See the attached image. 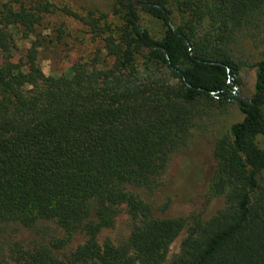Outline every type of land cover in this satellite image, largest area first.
<instances>
[{
    "label": "trees",
    "instance_id": "16d2710c",
    "mask_svg": "<svg viewBox=\"0 0 264 264\" xmlns=\"http://www.w3.org/2000/svg\"><path fill=\"white\" fill-rule=\"evenodd\" d=\"M118 2L122 24L93 19L102 49L70 75L45 76L34 48L0 64V251L10 264H264V59L251 66L248 103L234 90L241 68L230 51L236 34L264 16V0ZM36 10L51 12L48 4ZM142 15L162 23L161 38ZM19 17L31 33L37 19L22 6ZM0 51H9L2 36ZM231 106L242 119L214 143L208 189L224 207L208 220L154 218L126 186L175 197L198 185L188 141L203 118ZM121 208L132 225L128 241L100 243ZM41 223L62 237L26 249L7 234L13 226L38 233ZM74 236L84 243L63 254Z\"/></svg>",
    "mask_w": 264,
    "mask_h": 264
},
{
    "label": "rangeland",
    "instance_id": "374dc122",
    "mask_svg": "<svg viewBox=\"0 0 264 264\" xmlns=\"http://www.w3.org/2000/svg\"><path fill=\"white\" fill-rule=\"evenodd\" d=\"M46 4L49 5L50 13L36 10ZM21 6L32 16V22L37 19L31 33H27V29L20 22ZM62 8L79 14L84 21L79 22L65 16L59 11ZM121 15L122 8L118 0H0V36L9 46L8 52L0 51V64L24 60L34 48L38 65L45 76L70 75L74 64L89 62L96 51L102 49L101 39L95 37L88 24L93 19H101L99 26L107 22L114 29L122 24ZM141 18L144 26L155 38L163 36L164 27L161 22L147 15H142ZM230 51L235 63L241 68L238 92L246 99H251L255 92L256 77V71L251 66L264 59V16L236 34ZM241 119L242 115L237 107L231 106L225 115L214 114L198 123L188 141V152L196 158L200 168L199 183L191 190L175 197H170L165 189L150 193L140 187L126 186V190L150 204L154 218L182 219L187 222L193 217L210 219L224 207L223 198L212 197L208 190L215 171L212 157L214 143L227 131L231 122ZM259 141L264 150V138ZM131 227L125 208H121L114 227L105 230L100 235L99 242H109L116 246L124 244L129 239ZM7 234L12 242L31 249L40 241L62 237L63 232L53 223H41L38 233L13 226L8 229ZM185 235L184 230L171 245L167 263L179 253V246ZM83 243L82 236H74L62 253L68 255ZM8 261L6 252L0 251V264H10Z\"/></svg>",
    "mask_w": 264,
    "mask_h": 264
},
{
    "label": "water",
    "instance_id": "95a60500",
    "mask_svg": "<svg viewBox=\"0 0 264 264\" xmlns=\"http://www.w3.org/2000/svg\"><path fill=\"white\" fill-rule=\"evenodd\" d=\"M235 92H238V89L237 88H234ZM239 96V98L243 101H246L248 103H251L250 100L246 99L244 96H242L240 93L237 94Z\"/></svg>",
    "mask_w": 264,
    "mask_h": 264
}]
</instances>
